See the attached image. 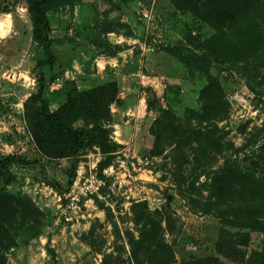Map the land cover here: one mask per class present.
<instances>
[{
	"label": "rangeland",
	"instance_id": "374dc122",
	"mask_svg": "<svg viewBox=\"0 0 264 264\" xmlns=\"http://www.w3.org/2000/svg\"><path fill=\"white\" fill-rule=\"evenodd\" d=\"M13 1L0 0V10L13 9L9 17L0 12V43L13 40L12 49L18 47L14 56H5L0 49V157L20 155L37 160L43 169L12 166L9 175L0 179V187L6 193L29 197L43 218L38 224L22 219L13 223L18 246L7 253V264H101L103 252L111 251L113 225L120 230L131 227L129 209L137 202L146 203L151 211L168 209L179 218L177 232L166 235L178 262L219 257L226 264H239L217 254V237L225 228L220 220L213 215L192 214L178 196L176 170L170 158L173 146L162 141L163 149L156 155L150 132L153 118H144L138 125L142 141L121 146L102 169L100 162L107 157L97 148L81 152L70 186L73 159L40 157L26 130L23 112L36 89L35 67L47 56L32 38L34 20L24 0L16 6ZM146 12L149 15L144 19ZM47 17L51 47L57 65L61 64L52 76L63 74L58 69L69 66L78 71L82 66L87 73L78 85L86 89L98 80L91 76L101 68L95 60L120 57V62L108 65L107 77L99 81L119 79L124 91L141 87L146 100L149 91L155 92L159 100L149 107L155 111L169 107L182 118L187 107L200 110L198 91L206 85L207 74L192 80L182 63L204 68L201 49L214 32L191 14L176 10L169 0H51ZM261 63L258 60L256 65ZM208 71L223 90L226 118L218 126L226 132L225 141L238 149L242 167L257 161L264 172V68H259L256 78L252 65L213 62ZM44 73L50 77L47 68ZM142 74L148 79H142ZM152 76L161 77L158 87L152 85ZM87 78L96 82L85 88ZM44 93H50L48 88ZM57 99L61 100V91ZM171 99L178 102L173 104ZM81 125L76 122L73 128ZM111 139L116 143L113 129ZM217 161L213 169L221 162L219 157ZM193 166L191 162L184 167L186 176ZM262 238L261 234L252 235L245 249L251 260L242 264H259L255 254L260 251Z\"/></svg>",
	"mask_w": 264,
	"mask_h": 264
},
{
	"label": "trees",
	"instance_id": "16d2710c",
	"mask_svg": "<svg viewBox=\"0 0 264 264\" xmlns=\"http://www.w3.org/2000/svg\"><path fill=\"white\" fill-rule=\"evenodd\" d=\"M18 1L14 0L13 6ZM169 1L176 10L191 14L214 33L201 49L200 60L206 64L204 68L182 63L192 80L207 74L206 85L198 91L200 110L187 107L184 117L180 118L169 107L159 109L150 129L155 138V153H161L162 141L173 146L170 158L176 170L178 196L192 214L213 215L225 227L217 237V254L230 262L248 263L251 258L247 259L245 249L253 234H261V248L255 256L259 264H264V172L259 170L257 161H251L250 167H242L236 153L238 149L232 142L225 141L226 132L218 126L226 118L223 90L208 71L213 62L252 65L254 78L257 77L259 68H264V0ZM24 2L34 20L32 38L47 59L35 67L36 89L24 104L23 119L41 158L52 161L73 159L70 186L81 152L89 147L97 148L107 157L105 162H100L102 169L121 147L111 139L113 119L110 108L119 103V87L114 80L99 81L86 89L74 80L66 81L61 88L58 110L50 112L44 90L57 78L52 76L55 70L61 68L49 38L47 12L51 0ZM0 12L7 15L13 9L5 7ZM12 43L15 42L0 43L1 54L14 56L18 47L12 49ZM168 54L172 53L169 51ZM258 60L262 63L256 65ZM44 68L50 77L45 75ZM152 103L154 100L148 98L147 107ZM76 122H82V125L73 128ZM217 157L221 162L213 169V164L219 162ZM191 162L193 170L186 176L184 167ZM15 165L43 169L37 160L15 154L2 156L0 179L8 176ZM202 177L204 181H200ZM129 211L131 227L120 230L113 225L115 237L111 251L103 252L101 264H226L219 257L178 262L166 235L177 232L179 218L168 209L151 211L144 202L134 203ZM42 218L43 212L29 197L6 193L0 187V264H7V253L18 246L13 223L22 219L38 224Z\"/></svg>",
	"mask_w": 264,
	"mask_h": 264
},
{
	"label": "crops",
	"instance_id": "0c3cea01",
	"mask_svg": "<svg viewBox=\"0 0 264 264\" xmlns=\"http://www.w3.org/2000/svg\"><path fill=\"white\" fill-rule=\"evenodd\" d=\"M6 17H9V14H5ZM5 20V28H7V20ZM109 34H113V33H109ZM158 59L161 58V56L159 55H155V58ZM101 60V61H98ZM120 57H115V59H113L112 57H110L109 59H107L106 57H101V59H97L95 60V62L97 63V65H99V67H101L100 69H96L95 74H92L91 76L97 78L95 80H97V82L99 80H103V77H107V73H106V68L108 67V65H115L116 62H120ZM62 71L63 74L60 76L64 82L66 81H76L77 83L79 82V79H83V76L86 75L87 72H85L84 68H79L78 71L75 70H71V68H69V66L64 67V69H58V71ZM119 69L116 68L115 72H118ZM105 72V73H104ZM105 75V76H103ZM154 81L152 82V85H156L157 87L160 85L157 82L159 81V79L161 77H156V76H152L151 77ZM89 81L85 84V88L88 87L87 85L90 84L91 82H93L94 80H92V78H87ZM142 79L147 80L148 76L142 74ZM110 80H114L117 82L118 87H119V93L117 98L121 99V101L119 103H114L111 106V114H112V119H113V123H112V129H113V139L114 141H116L117 144H119L120 146H126L127 144H136L139 141H142V136L138 135L137 129H138V125L139 123L144 119V118H149L153 120L156 118L157 116V111L150 109L147 107V100L144 99L142 97L143 95V91L141 89V87H139L136 90H131V88H127L126 91H124L123 86L121 84V82L119 81V79H110ZM150 81V80H149ZM96 82V81H94ZM96 82V83H97ZM144 82H142L141 85H143ZM95 85V84H94ZM91 86V85H90ZM80 87V86H79ZM83 87V86H82ZM122 89V91H121ZM60 91H56L54 93H49V94H44L45 99L48 102V108L50 110V112H54L56 110H58L59 106H60V101L57 99V96H59ZM155 91V89H154ZM152 92V91H151ZM149 93V92H148ZM149 96V94H148ZM176 97V96H174ZM150 98V97H149ZM152 100H154L155 104H157V101L159 100V97L157 96V94L154 92L153 93V97L151 98ZM162 100V99H161ZM172 103L174 104L175 100L171 99ZM168 105H170V100L167 101ZM141 138V139H140ZM146 140L148 138V136L145 137Z\"/></svg>",
	"mask_w": 264,
	"mask_h": 264
},
{
	"label": "built area",
	"instance_id": "2783aa9c",
	"mask_svg": "<svg viewBox=\"0 0 264 264\" xmlns=\"http://www.w3.org/2000/svg\"><path fill=\"white\" fill-rule=\"evenodd\" d=\"M148 15H149V12H146V13L142 14V17L145 19L148 17ZM63 84H64L63 79L61 77H57L52 82L49 83L48 90L50 93H54L56 91H59L62 88ZM87 181L92 183V180L91 181L87 180ZM98 184L101 185V182H99ZM74 188H75V186L72 187V189H74ZM72 189H71V191H72ZM71 191H69L68 193H70ZM80 193L84 194V196L86 195V192H84L83 190H81Z\"/></svg>",
	"mask_w": 264,
	"mask_h": 264
},
{
	"label": "water",
	"instance_id": "95a60500",
	"mask_svg": "<svg viewBox=\"0 0 264 264\" xmlns=\"http://www.w3.org/2000/svg\"><path fill=\"white\" fill-rule=\"evenodd\" d=\"M149 97L152 98L153 97V93L151 91H149ZM46 264H49V262H47Z\"/></svg>",
	"mask_w": 264,
	"mask_h": 264
},
{
	"label": "bare ground",
	"instance_id": "6f19581e",
	"mask_svg": "<svg viewBox=\"0 0 264 264\" xmlns=\"http://www.w3.org/2000/svg\"><path fill=\"white\" fill-rule=\"evenodd\" d=\"M1 25V24H0Z\"/></svg>",
	"mask_w": 264,
	"mask_h": 264
}]
</instances>
